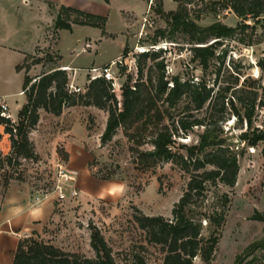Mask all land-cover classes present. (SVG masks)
<instances>
[{
	"label": "rangeland",
	"instance_id": "1",
	"mask_svg": "<svg viewBox=\"0 0 264 264\" xmlns=\"http://www.w3.org/2000/svg\"><path fill=\"white\" fill-rule=\"evenodd\" d=\"M126 2L129 7L137 8L136 13L142 16L137 17L122 50L118 40H104L96 53L94 49H86L83 53L85 41H88L86 37L93 39L99 34L98 30L87 26L61 33L55 53L62 56L64 64L78 72V76L66 72L69 91L74 92L70 85L79 88L85 79L88 83L91 68L108 66L100 64L114 59L121 51L115 60L120 63L111 68L117 84L113 91L119 103L121 89L134 86L141 78L139 68L143 81L150 76L155 82V65L161 60L169 87L173 78L205 84L214 92L212 104L217 113L223 97L225 101L235 96L247 100L256 90L261 96V89H264V14L240 19L224 7L231 0H164V5L162 0H152L145 12L140 0ZM159 2L164 14L180 12L182 17L201 28L219 22L234 28L235 33L231 38L219 40L214 47V57L208 61L207 68H202L192 59L191 49L198 46L192 44V35L185 31L182 23H175L169 17L167 21L156 14L154 9ZM17 5L19 11L26 10L19 1ZM243 24L245 28H242ZM119 27L118 15L111 10L108 30ZM52 38L55 40V36ZM214 41L208 40L206 46ZM14 45L19 48V53H0V100L2 95L6 96L3 101L8 104L11 121L16 124L18 107L24 104V70L17 72L15 67L24 56L34 53L36 44L31 40H19ZM148 51L159 52V58L155 61L139 58V54ZM39 57L43 62L33 65ZM27 62L28 76L61 69L58 61L56 64L47 62L44 54L37 53ZM235 81L238 82L236 87ZM87 83L78 93L85 91ZM228 86L240 87L243 91L234 95L231 89L226 95H220L218 90ZM186 103L184 98L179 102V113L184 111ZM207 113L205 108L195 115L204 117ZM226 118L219 125L221 136L237 157L239 171L233 188L217 185L209 189L206 208L213 205L216 196L223 194L228 195L229 203L224 211V223L217 232L213 258L208 264H264V142L249 147L239 138L246 129L245 124H239L231 113ZM106 119L107 113L94 107L65 108L59 116L39 111V121L29 134L34 149L32 159L18 158L10 151L8 137L0 126V204L9 187L15 185L23 189L32 205L48 206L51 215L34 222V231L25 238L52 245L64 253L94 258L90 235L95 229L104 238L115 264H162L161 248L147 240L134 216L138 211L145 216L171 219L172 209L180 199L188 177L173 163H162L148 170L136 165L131 151L136 146L122 130L102 145L100 137ZM252 124L253 129L264 131V106L255 108ZM201 133L202 128H194L180 142L189 147L197 143ZM139 149L147 151L151 147L143 145ZM202 226V233L207 237L212 228L205 221ZM12 241L13 238L7 240V262L0 264H10ZM193 264L203 263L195 258Z\"/></svg>",
	"mask_w": 264,
	"mask_h": 264
},
{
	"label": "trees",
	"instance_id": "2",
	"mask_svg": "<svg viewBox=\"0 0 264 264\" xmlns=\"http://www.w3.org/2000/svg\"><path fill=\"white\" fill-rule=\"evenodd\" d=\"M224 7L231 9L240 19L257 18L264 14V0H231ZM154 11L167 21L169 17L175 23H182L185 31L193 37L192 44L198 45L191 49L192 59L198 61L202 68H207L208 61L214 57V47L219 40L231 38L235 33L234 28L219 22L201 28L182 17L180 12L164 14L160 2ZM105 22L104 17L60 7L52 34L56 37L57 31H71L73 25L103 30ZM245 27L243 24L242 28ZM208 40L215 41L206 46ZM43 54L51 64L60 60L59 56L49 52ZM33 57L35 55L27 56L15 68L17 72L24 70L22 92L25 97V102L18 111L17 123L0 116V126L3 127V134L8 137L10 151L18 158L34 157L29 134L36 127L41 110L54 116H59L65 108L75 106L94 107L104 111L107 119L100 137L102 145L111 141L118 130H122L124 136L136 146L131 148L136 165L148 170L162 163H173L188 177L182 195L172 209L171 219L145 216L138 211L134 216L135 223L145 232L147 240L161 248L164 254L162 264H193L195 258L208 264L213 258L218 242L217 232L224 223V211L229 203L228 195L223 194L216 196L213 205L206 208L209 189L217 185L233 188L239 171L237 157L226 146L219 125L231 113L239 124H245L246 129L239 137L241 141L249 147H256L258 143L264 142V131L252 128L255 108L264 106V89H261V96L256 90L247 100L242 96H235L225 101L223 97L217 113L212 104L214 92L205 84L181 82L178 78H173L169 87L161 60L155 65V82L150 76L147 81H143L142 69L139 68L141 78L134 86L121 89L119 103L111 82L102 77L89 79L83 93L68 90V76L63 69L53 68L34 78L29 77L27 60ZM139 58L155 61L159 58V52H143L139 54ZM41 62L42 58H35L33 65ZM234 84L236 87L238 82L235 81ZM235 87L221 88L218 92L226 95L233 89L235 95L243 91L240 87L234 89ZM183 98L187 103L184 111L179 113L177 106ZM205 108L208 110L207 115H195ZM194 128H202L197 143L189 147L181 144L180 140L186 139ZM143 145H149L151 150H140ZM203 221L212 228L207 237L202 233ZM90 247L95 255L92 259L64 253L31 237L23 238L17 243L12 264H115L104 238L95 229L91 230Z\"/></svg>",
	"mask_w": 264,
	"mask_h": 264
},
{
	"label": "crops",
	"instance_id": "3",
	"mask_svg": "<svg viewBox=\"0 0 264 264\" xmlns=\"http://www.w3.org/2000/svg\"><path fill=\"white\" fill-rule=\"evenodd\" d=\"M17 1H19L20 5L26 8V10L19 11ZM140 1L145 6V12L150 7V3L144 0ZM162 2L164 5V0H162ZM60 7L72 8L106 19L103 30L92 28L99 32V34H95V38L86 37L88 41H85V45L89 44V50L94 49L95 53L104 40H118L122 50L123 44L127 41L129 32L137 22V17L142 16L136 13L135 10H137V8L134 9V7H129L126 0H0V53H19L20 50L14 43L19 42V40L23 42L31 40L32 44H36L33 49L34 53L26 55V57L33 56L37 53L42 55L44 52H49L50 54L60 57L58 64L61 69H68L66 70L67 73L78 76V72H75V68L70 67L68 64H64L62 56L55 53V48L59 42L61 33H71L78 27L73 25L71 31H57V36L55 40L52 41L53 25ZM111 10L117 13L120 25L119 29L113 31L108 30ZM49 37H51V40H49ZM51 41L53 43L50 45ZM85 45L82 49L83 53L86 52ZM120 53L114 59H111L109 62L101 63L100 65H108L114 62ZM22 54L25 55V53ZM26 57L24 56L22 61L16 66L21 65ZM87 74L88 72L86 71L85 78ZM29 77L34 78L35 75ZM86 83L87 80L85 79L82 84H79V88L84 90ZM5 97L6 96L2 95V100ZM20 108L21 106L18 107V110ZM22 190L23 189H20L19 186L11 185L0 204V262H7L5 255L6 252H8L7 240L9 238H13L12 244L14 245L11 248L12 254L8 261L12 264L18 241L27 237L29 232L34 231L36 227L34 222L41 221L46 217L48 218L52 213L51 209L48 206H44V204L40 206L32 205L31 202L26 199V195Z\"/></svg>",
	"mask_w": 264,
	"mask_h": 264
},
{
	"label": "built area",
	"instance_id": "4",
	"mask_svg": "<svg viewBox=\"0 0 264 264\" xmlns=\"http://www.w3.org/2000/svg\"><path fill=\"white\" fill-rule=\"evenodd\" d=\"M151 1L150 0V5H151ZM85 49H90V45L89 44H86L85 45ZM118 63H120L119 61H114V62H111L108 66H105L103 68H91L89 70L90 72V79H94V78H97V77H102L104 78L105 80L107 81H110L111 82V85H112V88H114L117 84H116V78L112 75V72H111V68L114 66H116ZM70 88L72 89V91L78 93L80 91L79 88H75L73 86L70 85ZM0 116L5 118V119H10L11 120V115L8 111V106L7 104L3 101V100H0ZM68 179V177H67Z\"/></svg>",
	"mask_w": 264,
	"mask_h": 264
}]
</instances>
